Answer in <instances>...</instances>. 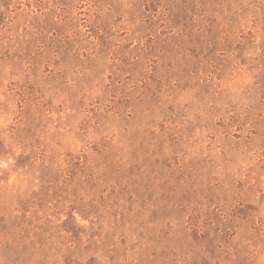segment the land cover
Returning <instances> with one entry per match:
<instances>
[{
	"label": "rangeland",
	"instance_id": "374dc122",
	"mask_svg": "<svg viewBox=\"0 0 264 264\" xmlns=\"http://www.w3.org/2000/svg\"><path fill=\"white\" fill-rule=\"evenodd\" d=\"M0 264H264V0H0Z\"/></svg>",
	"mask_w": 264,
	"mask_h": 264
}]
</instances>
